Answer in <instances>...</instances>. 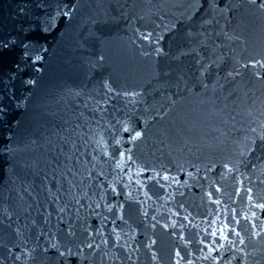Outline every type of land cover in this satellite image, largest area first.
<instances>
[{"label":"water","instance_id":"obj_1","mask_svg":"<svg viewBox=\"0 0 264 264\" xmlns=\"http://www.w3.org/2000/svg\"><path fill=\"white\" fill-rule=\"evenodd\" d=\"M262 5L0 0V264H264Z\"/></svg>","mask_w":264,"mask_h":264},{"label":"snow or ice","instance_id":"obj_2","mask_svg":"<svg viewBox=\"0 0 264 264\" xmlns=\"http://www.w3.org/2000/svg\"><path fill=\"white\" fill-rule=\"evenodd\" d=\"M262 6H264V5H262ZM146 39H147V37H145ZM140 133H137V135H139Z\"/></svg>","mask_w":264,"mask_h":264}]
</instances>
